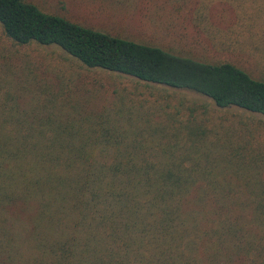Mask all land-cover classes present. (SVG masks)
Masks as SVG:
<instances>
[{"label":"trees","instance_id":"trees-1","mask_svg":"<svg viewBox=\"0 0 264 264\" xmlns=\"http://www.w3.org/2000/svg\"><path fill=\"white\" fill-rule=\"evenodd\" d=\"M0 27L16 45L54 46L88 69L264 117V82L231 63L113 36L26 0H0ZM5 80L0 264H264V153L211 139L192 108L186 118L163 100L24 108Z\"/></svg>","mask_w":264,"mask_h":264},{"label":"rangeland","instance_id":"rangeland-1","mask_svg":"<svg viewBox=\"0 0 264 264\" xmlns=\"http://www.w3.org/2000/svg\"><path fill=\"white\" fill-rule=\"evenodd\" d=\"M26 1L45 13L113 36L212 64L231 63L252 79L264 82V0H243L245 9L238 10L241 17L226 4H205L204 0ZM0 74L24 108L48 99L82 108L84 104L90 111L118 100L134 102V108L140 101L147 107L153 100H163L178 108L184 118L190 116L188 109L192 108L194 120L203 123L209 137L224 147L245 146L264 153L262 116L218 109L200 97L88 69L54 46L16 45L4 37L1 27Z\"/></svg>","mask_w":264,"mask_h":264}]
</instances>
